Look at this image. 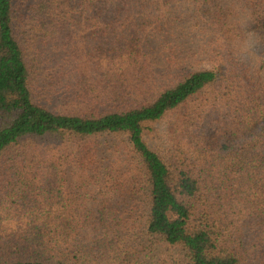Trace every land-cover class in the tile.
I'll return each instance as SVG.
<instances>
[{
	"label": "trees",
	"instance_id": "16d2710c",
	"mask_svg": "<svg viewBox=\"0 0 264 264\" xmlns=\"http://www.w3.org/2000/svg\"><path fill=\"white\" fill-rule=\"evenodd\" d=\"M0 264H264V0H0Z\"/></svg>",
	"mask_w": 264,
	"mask_h": 264
},
{
	"label": "rangeland",
	"instance_id": "374dc122",
	"mask_svg": "<svg viewBox=\"0 0 264 264\" xmlns=\"http://www.w3.org/2000/svg\"><path fill=\"white\" fill-rule=\"evenodd\" d=\"M52 65H54L52 62H51Z\"/></svg>",
	"mask_w": 264,
	"mask_h": 264
}]
</instances>
